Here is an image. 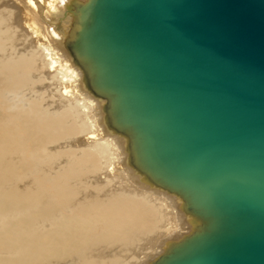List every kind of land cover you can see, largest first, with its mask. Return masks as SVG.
I'll use <instances>...</instances> for the list:
<instances>
[{
	"label": "bare ground",
	"instance_id": "6f19581e",
	"mask_svg": "<svg viewBox=\"0 0 264 264\" xmlns=\"http://www.w3.org/2000/svg\"><path fill=\"white\" fill-rule=\"evenodd\" d=\"M157 1L0 0V264L188 260L207 223L139 165L92 73L123 52L141 78Z\"/></svg>",
	"mask_w": 264,
	"mask_h": 264
},
{
	"label": "water",
	"instance_id": "95a60500",
	"mask_svg": "<svg viewBox=\"0 0 264 264\" xmlns=\"http://www.w3.org/2000/svg\"><path fill=\"white\" fill-rule=\"evenodd\" d=\"M145 8L153 53L139 54L141 78L123 52L91 64L137 163L207 223L187 239L188 260L165 264H264V0Z\"/></svg>",
	"mask_w": 264,
	"mask_h": 264
}]
</instances>
